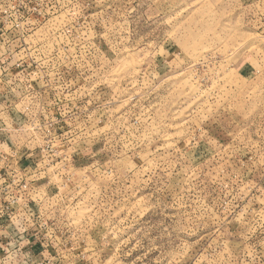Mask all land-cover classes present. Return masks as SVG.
Returning <instances> with one entry per match:
<instances>
[{
	"label": "rangeland",
	"instance_id": "rangeland-1",
	"mask_svg": "<svg viewBox=\"0 0 264 264\" xmlns=\"http://www.w3.org/2000/svg\"><path fill=\"white\" fill-rule=\"evenodd\" d=\"M0 115L50 264H264V0H0Z\"/></svg>",
	"mask_w": 264,
	"mask_h": 264
},
{
	"label": "built area",
	"instance_id": "built-area-1",
	"mask_svg": "<svg viewBox=\"0 0 264 264\" xmlns=\"http://www.w3.org/2000/svg\"><path fill=\"white\" fill-rule=\"evenodd\" d=\"M8 117L10 122L18 120L17 116L13 120ZM0 155L3 166L7 165L0 171V264H50L44 254L52 248V242L45 238L44 226L36 224L38 207L47 203L48 196L40 195V187L34 188L36 182L27 177L35 162L27 158L29 163L23 164L27 159L18 158L16 148Z\"/></svg>",
	"mask_w": 264,
	"mask_h": 264
},
{
	"label": "crops",
	"instance_id": "crops-1",
	"mask_svg": "<svg viewBox=\"0 0 264 264\" xmlns=\"http://www.w3.org/2000/svg\"><path fill=\"white\" fill-rule=\"evenodd\" d=\"M1 117H5V116H2V115H0V118ZM15 117V115H13V116H11V119L13 120V118ZM19 118L20 117H18V120H19ZM13 121H16V120H13ZM7 138H8V136H7ZM6 136H3L2 135V133H0V154H6L7 153V151H9V150H11L12 148H18V146H15V145H11L6 139ZM2 155H0V157H1ZM26 159L28 158V157H25ZM27 163H29V160L27 159V160H23V164H27ZM6 166L7 165H4L3 166V163L0 161V171H1V169L2 168H6Z\"/></svg>",
	"mask_w": 264,
	"mask_h": 264
}]
</instances>
